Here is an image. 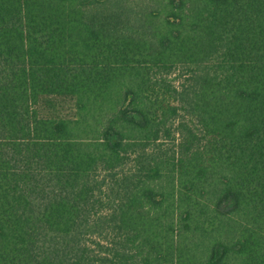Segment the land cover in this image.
I'll return each instance as SVG.
<instances>
[{
  "label": "trees",
  "instance_id": "1",
  "mask_svg": "<svg viewBox=\"0 0 264 264\" xmlns=\"http://www.w3.org/2000/svg\"><path fill=\"white\" fill-rule=\"evenodd\" d=\"M0 264H264V0H0Z\"/></svg>",
  "mask_w": 264,
  "mask_h": 264
}]
</instances>
